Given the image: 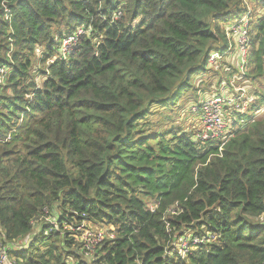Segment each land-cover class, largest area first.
I'll use <instances>...</instances> for the list:
<instances>
[{
    "label": "trees",
    "instance_id": "16d2710c",
    "mask_svg": "<svg viewBox=\"0 0 264 264\" xmlns=\"http://www.w3.org/2000/svg\"><path fill=\"white\" fill-rule=\"evenodd\" d=\"M245 13L255 82L264 0H0V249L15 264H264V114L231 108L222 147L169 115ZM82 223L113 233L89 262L65 228ZM182 229L217 239L178 257Z\"/></svg>",
    "mask_w": 264,
    "mask_h": 264
},
{
    "label": "built area",
    "instance_id": "2783aa9c",
    "mask_svg": "<svg viewBox=\"0 0 264 264\" xmlns=\"http://www.w3.org/2000/svg\"><path fill=\"white\" fill-rule=\"evenodd\" d=\"M249 13H245L239 19L226 24L225 39L226 47L221 50H214L209 54L208 64L215 66V63L223 65V71H229L224 77L216 82L215 87L225 91L224 97L219 93H206L200 101L199 111L201 113L200 127L195 133V139L205 141L208 139L222 138L220 146L224 141L233 135L232 120L235 115L230 113L231 108H235L239 115H247L250 121L264 114V78L255 82L248 79L246 74L248 64L249 47ZM76 43V36H65L60 45L59 55L64 58ZM250 83V89H246L244 84ZM264 221V217L260 218ZM50 222L57 227L55 220ZM90 224L82 223L77 227L65 226L67 231L76 235L79 243L80 253L89 262L92 259L95 248L106 238H113L112 232L99 229L96 232L89 231L87 226ZM87 233L88 239L82 241L81 234ZM71 235V236H72ZM217 239L212 232L195 233L191 230L182 229L170 245L168 252L175 253L178 257H185L196 247L202 244L213 243ZM90 255V258L87 257ZM0 264H15L9 258L6 247L0 249Z\"/></svg>",
    "mask_w": 264,
    "mask_h": 264
},
{
    "label": "rangeland",
    "instance_id": "374dc122",
    "mask_svg": "<svg viewBox=\"0 0 264 264\" xmlns=\"http://www.w3.org/2000/svg\"><path fill=\"white\" fill-rule=\"evenodd\" d=\"M63 37H65V33L63 34ZM221 50V49H219ZM60 53V52H59ZM209 57V56H208ZM208 62V59H207ZM214 70H210L209 72H204L203 74L198 75L195 78V81L193 82L194 86L198 84L199 79H203L204 77L208 78V83H204L198 86L196 89L195 93L191 90L187 91L184 93L181 99L177 101L178 106H171L173 110L169 112L170 117L174 120V123L177 124L180 127V133H189L195 137V133L198 132V129L200 127V118H201V113L199 111V105L200 101L206 96V92H209L213 90L216 82H217V77H215L216 74L220 75V78L224 76L226 73L223 71L224 67L223 65H219V63H215ZM227 75V74H226ZM250 83L244 84L246 89H250ZM200 99V100H199ZM149 206H152L151 204ZM87 228H89V231L96 232L99 229H103L108 232L109 227H99V226H93V225H88ZM39 222L35 226L33 232L26 236L25 238L19 239L16 242L13 243V248H19L22 245H25L29 243L31 238L34 235H37V232H39ZM82 241L85 239H88L87 233L84 231L81 234ZM23 247V246H22ZM88 258H90V255H87ZM11 259V257L9 256Z\"/></svg>",
    "mask_w": 264,
    "mask_h": 264
}]
</instances>
